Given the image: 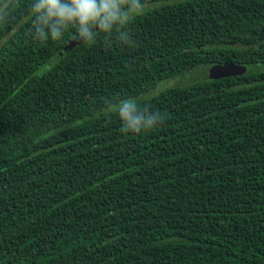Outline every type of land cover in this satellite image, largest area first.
Here are the masks:
<instances>
[{
  "label": "trees",
  "instance_id": "obj_1",
  "mask_svg": "<svg viewBox=\"0 0 264 264\" xmlns=\"http://www.w3.org/2000/svg\"><path fill=\"white\" fill-rule=\"evenodd\" d=\"M31 2L0 21V264H264V0H144L135 46L68 51ZM125 99L163 122L123 133Z\"/></svg>",
  "mask_w": 264,
  "mask_h": 264
},
{
  "label": "clouds",
  "instance_id": "obj_2",
  "mask_svg": "<svg viewBox=\"0 0 264 264\" xmlns=\"http://www.w3.org/2000/svg\"><path fill=\"white\" fill-rule=\"evenodd\" d=\"M12 0L0 4V21L7 16ZM146 11L144 0H32L29 14L32 18V35L35 40L59 41L65 32L74 30L76 39L86 45L94 44L104 36V43L115 41L135 46L127 26ZM122 124L123 133L139 134L163 122L160 112L141 107L134 99L107 105Z\"/></svg>",
  "mask_w": 264,
  "mask_h": 264
},
{
  "label": "water",
  "instance_id": "obj_3",
  "mask_svg": "<svg viewBox=\"0 0 264 264\" xmlns=\"http://www.w3.org/2000/svg\"><path fill=\"white\" fill-rule=\"evenodd\" d=\"M80 43L81 42L77 41V39H74L64 48V50L68 51ZM244 72L245 68L243 66H238L234 64L211 65L202 68V80H215L223 77H233Z\"/></svg>",
  "mask_w": 264,
  "mask_h": 264
},
{
  "label": "rangeland",
  "instance_id": "obj_4",
  "mask_svg": "<svg viewBox=\"0 0 264 264\" xmlns=\"http://www.w3.org/2000/svg\"><path fill=\"white\" fill-rule=\"evenodd\" d=\"M202 77H203L202 68L191 70L186 74L160 82L153 89L140 96L139 99H146L151 96H155L168 88L177 87V86H186L192 84L194 80L196 82L197 80H201Z\"/></svg>",
  "mask_w": 264,
  "mask_h": 264
}]
</instances>
